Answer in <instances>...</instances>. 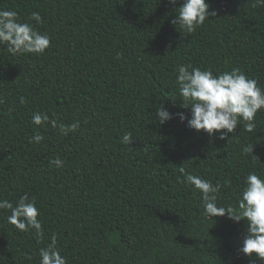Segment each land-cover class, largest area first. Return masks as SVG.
Returning a JSON list of instances; mask_svg holds the SVG:
<instances>
[{"label":"trees","instance_id":"1","mask_svg":"<svg viewBox=\"0 0 264 264\" xmlns=\"http://www.w3.org/2000/svg\"><path fill=\"white\" fill-rule=\"evenodd\" d=\"M206 3L215 15L188 33L172 23L182 0H0L51 38L42 54L12 55L0 44V200L15 205L27 194L43 227L38 240L0 210V264H39L52 235L67 264H264L238 251L246 222L208 219L179 171L219 183L224 207L237 206L250 171L264 174V109L253 133L242 121L225 139L175 115L190 117L180 65L237 67L264 88V5ZM33 11L39 25L28 19ZM161 103L173 114L163 124ZM36 112L80 127L61 135L51 123L34 125ZM35 133L39 144L29 142ZM251 144L256 157L242 154Z\"/></svg>","mask_w":264,"mask_h":264},{"label":"clouds","instance_id":"2","mask_svg":"<svg viewBox=\"0 0 264 264\" xmlns=\"http://www.w3.org/2000/svg\"><path fill=\"white\" fill-rule=\"evenodd\" d=\"M168 2L176 5L179 0ZM258 5H264V0H254L252 6ZM209 7L206 0H182V4L175 9L176 17L172 23L192 33L203 25L210 15H215L209 11ZM28 19L35 21L37 25L42 23L38 11L31 12ZM50 42L49 35L42 34L33 24L21 21L15 10L0 9V44L6 45L7 51L12 55L42 54L49 48ZM176 80L181 97L179 100L182 101L181 107L190 108V117L183 112L175 115L181 122L187 121V127L190 129L198 132L203 130L210 136L219 132L220 139H225L228 133H233L242 121L246 132L253 133L256 129L254 118L259 110L264 109V88L259 87L257 80L248 77L239 68L233 67L214 73L211 69L193 67L189 70L188 67L180 65ZM19 100L21 104L25 103L24 97ZM2 102L0 100V103ZM155 115L160 124L173 118V114L162 103L156 107ZM31 122L37 126L51 123L65 136L80 127L79 121L70 125L58 123L41 112L33 113ZM43 139L42 134L35 133L29 142L39 144ZM122 142L131 144V133H125ZM242 154L253 155V144L244 146ZM50 163L57 168L63 167V161L59 158ZM179 171L184 174V182L201 193L204 215L208 219L227 215L233 222H246V232L238 251L249 258L255 254L256 260L264 262V174L250 171L244 177L237 206L224 207L217 204L215 195L220 189L219 183L214 185L209 180L188 174L183 167ZM0 210L10 211L6 219L15 229L20 232L34 230L38 240L43 236L42 223L38 219L40 210L27 194L20 196L15 205L8 200H0ZM39 257V264H67L66 257L61 255L57 247L55 235L50 237L47 247L39 249Z\"/></svg>","mask_w":264,"mask_h":264},{"label":"rangeland","instance_id":"3","mask_svg":"<svg viewBox=\"0 0 264 264\" xmlns=\"http://www.w3.org/2000/svg\"><path fill=\"white\" fill-rule=\"evenodd\" d=\"M244 235H245V234H240V235L238 236V238H237V243H238L239 245H242V240H243Z\"/></svg>","mask_w":264,"mask_h":264}]
</instances>
